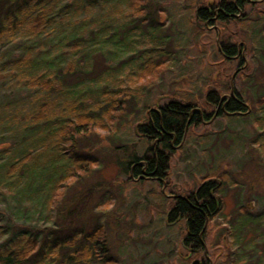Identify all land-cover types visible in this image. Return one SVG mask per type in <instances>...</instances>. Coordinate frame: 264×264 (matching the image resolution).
<instances>
[{
    "label": "rangeland",
    "instance_id": "1",
    "mask_svg": "<svg viewBox=\"0 0 264 264\" xmlns=\"http://www.w3.org/2000/svg\"><path fill=\"white\" fill-rule=\"evenodd\" d=\"M85 1L89 2L90 8L76 15L74 18L77 20H72L74 22H62L54 32L48 30L36 35L26 34L25 37L16 35L17 39L13 40L7 36L10 39L7 45L11 46L8 48L14 51L11 53L21 54L31 47L35 56L40 51L43 55L47 53L48 46L59 40L66 38L69 39L68 43H78L79 40L80 43L95 32H101L103 28L100 22L90 32L85 31L84 35L76 32L83 22L89 24L90 21L98 22L103 16L107 17V8L102 6V0ZM188 1L148 0L146 3L151 10L165 8L161 14L162 20L169 15L165 14L166 10L173 18L184 20L191 13ZM117 16L120 22L123 21V16ZM167 17L157 33H163L161 47H169V51L176 55L178 64H175L166 50L164 53L159 51L161 55L155 56L156 63H161L164 70L159 78L146 83L142 94L139 90L141 82L135 80V73L130 77L128 66L136 62L141 64L144 57H150L148 61L152 58L151 51H144L152 42L138 40L139 34L135 35L134 40L128 33L117 35L118 40L114 37L125 50L116 48L119 62L128 59L117 71V77L105 72L107 65L102 62L104 59L101 58V51L93 52L90 65L84 68L88 63L85 53L79 47L69 44L65 49L51 53L56 56L52 65L36 62L34 70H43L45 75L55 68L59 70L57 78L64 81V90L69 91L68 96L77 100L72 99L75 113H87L95 117L87 122L90 130L77 138L76 160L73 162L77 174L74 175L66 197L59 205H54L55 210L51 212L43 207L30 212L29 209L23 211L25 217L31 215L29 221H36L39 227L47 223L45 221L42 224V221L50 216L48 213H54L53 218L56 220V229L53 226L41 227L43 231L38 233L41 247L29 263L37 260L45 243L50 242V247L53 246L56 237L67 236L77 228L81 233H78L79 240L73 245L79 247L87 241L86 233L103 225L110 254L108 259L93 258L91 264H191L198 258L202 259L203 255H208L213 260L212 264H264V44L261 47L264 43V23L259 18L252 19L251 28L246 31V39L251 43L248 47L255 50L253 55L248 56L252 64L244 75L236 76L233 83V87L247 99L251 108L249 112L216 115L209 122L190 127L183 147L177 148L171 158L168 175L163 182L146 176L137 178L124 170L135 155L142 156L147 150L146 140L135 132L133 126L136 121L146 117L144 107L154 105L157 101L164 103L179 91L181 93L178 95L183 96L187 88L196 87L195 90L204 95L215 71L183 66L186 60L194 64L187 59L184 51L189 52L188 48L196 41V33L191 31L192 25L187 20L177 25L176 20L170 21ZM114 29V26H110L107 36L116 34ZM22 31L25 33V28ZM110 39H105L103 49H115ZM208 40L203 37V41ZM132 42L134 48L129 49ZM205 53L208 52L203 50L202 54ZM192 54L197 53L194 51ZM73 62L76 70L66 71L68 68L64 66ZM154 65L151 63L145 77L154 78ZM236 66L234 62L233 68L236 69ZM187 73L193 74L196 80L184 81V78L189 77ZM228 82H222L226 95H230ZM34 89L26 79L14 83L11 77L0 82V101L10 97L12 90L20 96ZM65 91L64 95H67ZM208 175L223 182V207L210 220L207 251L197 258L183 248L186 223L179 221L177 224H169L167 214L173 195L194 188ZM253 199L256 202L254 209L250 208L255 206ZM74 204L77 208L69 218L67 209ZM67 243L70 244L69 241ZM65 251L66 248L62 250L63 253Z\"/></svg>",
    "mask_w": 264,
    "mask_h": 264
},
{
    "label": "trees",
    "instance_id": "2",
    "mask_svg": "<svg viewBox=\"0 0 264 264\" xmlns=\"http://www.w3.org/2000/svg\"><path fill=\"white\" fill-rule=\"evenodd\" d=\"M147 1L102 0V6L107 8V17L103 16L98 22L90 21L89 24L83 22L76 31L84 35L85 31L90 32L100 22L103 28L101 32H95L89 39L86 38L80 43V40L78 43H68L69 39L66 38L59 40L48 46L47 53L44 52L46 54L41 55L40 51L35 56L31 47L21 54H12L14 51L8 48L11 46L7 45L10 42L7 36L13 40L17 39L16 35L25 37L26 34L36 35L48 30L54 32L62 22L77 20L76 15L90 8L89 2L0 0V82L12 77L14 83L26 79L29 86L35 87L33 92L20 96L12 90L10 97L0 101V264H91L93 258L108 259L110 248L105 238L106 231L103 225H99L92 232L85 234L87 241L82 242L79 247L73 245L79 240L78 233H81L77 228L67 236L56 237L53 246L50 247V242L45 243L40 254L37 253L40 255L37 260L29 263L41 247L42 242L38 236V233L43 231L41 227L53 226L56 229V220L53 218L54 213H48L50 216L42 221V224L45 221L47 223L39 227L36 221H29L32 216L28 218L27 214L25 217L23 211L29 209L30 212L43 207L51 212L55 210L54 205H59L66 197L74 175L77 174L76 165L73 163L76 160L77 138L90 130L87 122L95 117L87 113H75L74 101L77 100L68 96L69 91L64 90V81L57 78L58 69L55 68L45 75L43 70H34V66L36 62H48L52 65L56 56L51 53L59 52L69 44L79 47L78 49L85 53L88 63L84 64V68L87 64L90 65L92 53L101 51V58L104 59L102 62L107 65L105 72L117 77V71L128 59L124 58L119 62V52L116 48L125 50L117 44L116 36L128 33L134 40L135 35L139 34V39H136L152 42L144 50L151 51L152 58L149 61L150 57H144L141 64L136 62L128 65L130 77L135 73V80L141 82L139 90L142 94L145 92L146 83L159 78L164 70L161 63H156L155 56H158L159 51L164 53L166 50L175 60V64H178L176 55L169 51V47H161L163 33H157L167 17L163 20L161 18L165 8L151 10ZM188 7L191 8V13L184 20L173 18L167 10L165 12L170 15L167 19L176 20L177 25L187 20L192 25L191 31L196 33V41L188 48L189 52L184 51L187 59L194 64L186 60L183 66L215 71L204 90V95L197 92L196 87L187 88L183 96L178 95L181 93L179 91L164 103L157 101L154 105L148 104L144 107L146 117L136 121L133 126L135 132L146 140L147 150L142 156L135 155L124 167L127 173L137 178L146 176L163 182L168 175L171 158L176 150L183 147L190 127L209 122L216 115L246 114L251 109L244 94L236 90L233 83L235 77L244 75L252 64L248 56L253 55L255 50L248 47L251 43L246 39V31L251 28L252 19L259 18L264 23V0H189ZM117 14L123 16V21L120 22ZM253 15L256 16L252 17ZM86 18L88 16L84 19ZM262 22L260 26L263 25ZM110 26L115 27L113 32L116 34L112 32L113 34L107 36ZM204 31L210 33L205 34ZM114 37L117 40H114ZM203 37L209 40L203 41ZM106 38L115 46L114 50L103 49L102 44ZM95 45L98 46L94 47ZM133 45L132 42L129 49L134 48ZM203 50L208 53L203 55ZM194 51L196 55L192 54ZM234 62L237 63L236 69L233 68ZM151 63L155 64L156 68L152 79L145 77L150 71ZM64 67L68 68L66 71L76 70L74 62ZM187 75L189 77L184 78V81L196 80L193 74ZM224 80L229 81L227 88L230 95L223 92ZM64 91L67 95H64ZM222 187V181L208 175L194 188L186 190L183 194L173 195L167 222L186 223L183 248L192 252L191 256L198 258L199 254L207 251L210 220L223 207ZM253 200L255 202V199ZM255 207L256 202L254 207L250 206L252 209ZM76 208V204L68 207L69 218ZM68 241L72 245L68 244ZM64 248L65 253L62 252ZM212 262L208 255H203L202 259L198 258L191 264Z\"/></svg>",
    "mask_w": 264,
    "mask_h": 264
}]
</instances>
